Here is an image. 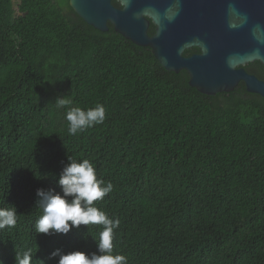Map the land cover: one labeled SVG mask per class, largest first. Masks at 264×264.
Wrapping results in <instances>:
<instances>
[{
  "label": "trees",
  "instance_id": "obj_1",
  "mask_svg": "<svg viewBox=\"0 0 264 264\" xmlns=\"http://www.w3.org/2000/svg\"><path fill=\"white\" fill-rule=\"evenodd\" d=\"M13 4L0 0V203L18 222L0 235L3 264L16 247L32 264H56L57 248L98 252L101 226L35 230L36 190L60 191L68 155L112 183L94 204L119 219L113 252L128 264H264V98L242 85L200 93L185 70H166L110 23L87 24L69 0ZM59 97L102 104L104 122L69 135Z\"/></svg>",
  "mask_w": 264,
  "mask_h": 264
},
{
  "label": "water",
  "instance_id": "obj_2",
  "mask_svg": "<svg viewBox=\"0 0 264 264\" xmlns=\"http://www.w3.org/2000/svg\"><path fill=\"white\" fill-rule=\"evenodd\" d=\"M240 2L239 12L230 8L228 11L239 13L241 22L229 25L230 35L222 49L221 37L214 36L212 52L206 43L209 13L204 8L205 0H131L124 10L115 6L112 0H69V5L94 28L106 31L110 23L135 44L150 47L166 70H185L189 85L200 93L228 92L243 80L247 91L264 98V82L238 69L239 65L252 60H259L264 65V0ZM141 12H145L144 15L140 16ZM169 16L173 18L169 19ZM213 19L217 20L215 15ZM150 22L154 25L152 35L148 33ZM234 31L236 35H231ZM185 45L190 46L183 47ZM193 45L206 47L207 53L182 55Z\"/></svg>",
  "mask_w": 264,
  "mask_h": 264
},
{
  "label": "clouds",
  "instance_id": "obj_3",
  "mask_svg": "<svg viewBox=\"0 0 264 264\" xmlns=\"http://www.w3.org/2000/svg\"><path fill=\"white\" fill-rule=\"evenodd\" d=\"M120 10L130 6L131 0H115ZM175 7L178 9L179 4ZM146 12V11H145ZM145 12L139 13L140 16ZM169 19L173 17L169 16ZM198 44V43H197ZM190 45H185L187 47ZM183 47L180 49L182 52ZM201 51L206 54V47L200 46ZM72 101L63 97L58 98L57 107L65 108V120L68 122V134L76 135L85 129L101 124L105 120V108L97 103L95 107L82 109L71 106ZM57 184L60 191L53 188L37 189L36 204L41 210V215L35 223L36 233L45 235L67 234L73 228L80 225H98L95 239L98 252L85 254L80 250L63 252L54 249L50 257L56 258V264H128L125 255L113 252L114 230L119 227L118 218H110L103 210L98 209L94 202L102 200L113 189L111 182L98 179L94 165L86 158H74L67 156V163L63 166ZM70 222V223H69ZM17 211L12 205L4 207L0 203V235L16 227ZM21 247L14 248V264H32L33 253L31 249L23 250ZM44 264V261H42ZM0 264L3 261L0 260Z\"/></svg>",
  "mask_w": 264,
  "mask_h": 264
},
{
  "label": "flooded vegetation",
  "instance_id": "obj_4",
  "mask_svg": "<svg viewBox=\"0 0 264 264\" xmlns=\"http://www.w3.org/2000/svg\"><path fill=\"white\" fill-rule=\"evenodd\" d=\"M203 2H204V0H203ZM204 4H205L204 8L209 13V20H208V26H207L208 40L206 41V43L208 44L209 50L211 49V52H212L214 45H215V42L213 41L214 36H217V37L220 36L221 37V39H222L221 49H222L223 44L225 43V41L228 39V36L230 35L229 34V31H230L229 25L234 26L236 24H239L242 20V18H241L242 16L239 13L234 14L232 11L230 13L228 11V9L230 8V9H233V10H236L239 12V10L242 8V6L240 7V4H241L240 0H205ZM117 7H119V6H117ZM16 13H18V11H16ZM213 15L216 16L217 20L213 19ZM220 18H221V20L218 21ZM218 22H219V24H218ZM150 23L153 24L152 22H150ZM150 23H149V25H150ZM231 35H236V32L234 31V33ZM201 52L202 51H201V48L199 46L193 45L190 48H186L182 52V55H184V56L198 55ZM238 69H242L244 73H246L248 75H252L256 79L264 82V65L261 64V62L259 60H252V61L245 62L244 64L239 65ZM237 85H242V86H244V88H246L245 82L243 80H240L237 83ZM247 92H249V91H247ZM255 94H257V93H255Z\"/></svg>",
  "mask_w": 264,
  "mask_h": 264
},
{
  "label": "rangeland",
  "instance_id": "obj_5",
  "mask_svg": "<svg viewBox=\"0 0 264 264\" xmlns=\"http://www.w3.org/2000/svg\"><path fill=\"white\" fill-rule=\"evenodd\" d=\"M13 2H14V4H13L14 6L13 7L16 8V6H17L16 3L18 2V0H13Z\"/></svg>",
  "mask_w": 264,
  "mask_h": 264
}]
</instances>
